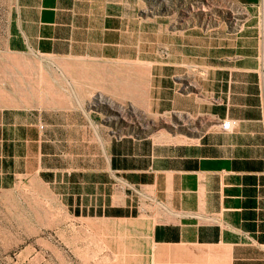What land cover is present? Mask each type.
<instances>
[{
  "label": "crops",
  "instance_id": "1",
  "mask_svg": "<svg viewBox=\"0 0 264 264\" xmlns=\"http://www.w3.org/2000/svg\"><path fill=\"white\" fill-rule=\"evenodd\" d=\"M123 5L15 1L6 54H39L52 63L41 67L39 103L7 106L0 99V189L38 178L74 216L136 221L133 228H104L111 264H264L258 70L208 67L200 100L184 94L174 66L154 65L145 80L140 66H129ZM241 71L250 73L243 81ZM114 90L154 115L186 114L217 125L194 143L123 137L98 144V125L81 105ZM226 121L232 130H224Z\"/></svg>",
  "mask_w": 264,
  "mask_h": 264
},
{
  "label": "rangeland",
  "instance_id": "2",
  "mask_svg": "<svg viewBox=\"0 0 264 264\" xmlns=\"http://www.w3.org/2000/svg\"><path fill=\"white\" fill-rule=\"evenodd\" d=\"M15 1L0 0V99L7 106L28 102L30 107L40 100L41 67L52 62L39 54H6ZM123 3L129 21V66H140L145 80L154 65L174 66L184 94L200 100L207 68L235 63L258 70L264 93V0L253 5L238 0ZM248 74L241 71V80ZM81 108L98 125V144L123 137L194 143L217 125L186 114L154 115L135 99L121 101L115 90ZM122 225L133 228L136 221L74 216L40 179H22L11 189H0V264H111L102 245L104 228Z\"/></svg>",
  "mask_w": 264,
  "mask_h": 264
},
{
  "label": "built area",
  "instance_id": "3",
  "mask_svg": "<svg viewBox=\"0 0 264 264\" xmlns=\"http://www.w3.org/2000/svg\"><path fill=\"white\" fill-rule=\"evenodd\" d=\"M233 127H234V126H233L232 121H226V122H224V130H226V131H230V130L233 129ZM211 221H212V222L219 223V219H216V218H214V217L211 218Z\"/></svg>",
  "mask_w": 264,
  "mask_h": 264
}]
</instances>
